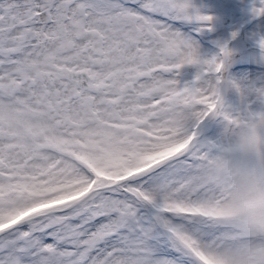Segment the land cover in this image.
<instances>
[{
  "label": "snow or ice",
  "instance_id": "snow-or-ice-1",
  "mask_svg": "<svg viewBox=\"0 0 264 264\" xmlns=\"http://www.w3.org/2000/svg\"><path fill=\"white\" fill-rule=\"evenodd\" d=\"M0 264H264V0H0Z\"/></svg>",
  "mask_w": 264,
  "mask_h": 264
}]
</instances>
